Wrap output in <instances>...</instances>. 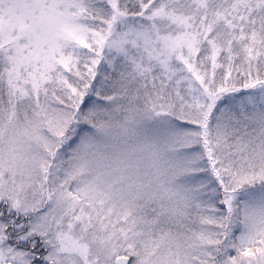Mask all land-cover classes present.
<instances>
[{
	"label": "snow or ice",
	"instance_id": "6c2138e0",
	"mask_svg": "<svg viewBox=\"0 0 264 264\" xmlns=\"http://www.w3.org/2000/svg\"><path fill=\"white\" fill-rule=\"evenodd\" d=\"M0 264H264V0H0Z\"/></svg>",
	"mask_w": 264,
	"mask_h": 264
}]
</instances>
